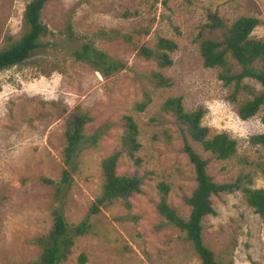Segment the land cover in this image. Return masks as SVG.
<instances>
[{
    "label": "rangeland",
    "instance_id": "obj_1",
    "mask_svg": "<svg viewBox=\"0 0 264 264\" xmlns=\"http://www.w3.org/2000/svg\"><path fill=\"white\" fill-rule=\"evenodd\" d=\"M28 1L0 0V50L22 36ZM43 7L42 21L51 29L41 37L43 45L23 63L0 69V264H28L40 257L35 240L52 229L57 200L56 183L43 178L61 179L67 119L74 110L93 118L85 127L88 134L105 121L115 125L96 147L79 155L62 207L69 224L79 223L100 195L101 162L120 145L125 114L138 123L136 155L142 160L136 164L125 154L117 171L148 174L142 190L129 197L130 206L119 198L91 216L90 230L75 239L60 264H202L185 233L157 211L160 184L166 183L168 202L187 217L191 208L184 197L196 185L174 116L163 104L182 96L186 111L205 108L202 122L209 135L226 132L237 141L235 155L224 160L194 143L210 157L215 181L240 178L243 185L264 187V145L250 141L264 131V104L247 120L238 113L240 103L260 92L262 84L245 78L247 88L234 100V86L219 79L220 68L204 64L200 50L202 38L221 37L220 30L205 25L209 11L228 25L256 15L261 22L251 36L264 37V0H47ZM160 37L178 44L170 52V66L139 52L142 44L157 48ZM85 42L123 60L125 67L110 77L101 75L74 55ZM153 72L170 78L171 85L156 87ZM147 94L151 103L138 109ZM212 200L215 214L203 218V235L217 260L264 264V215L255 212L241 189Z\"/></svg>",
    "mask_w": 264,
    "mask_h": 264
},
{
    "label": "trees",
    "instance_id": "obj_2",
    "mask_svg": "<svg viewBox=\"0 0 264 264\" xmlns=\"http://www.w3.org/2000/svg\"><path fill=\"white\" fill-rule=\"evenodd\" d=\"M47 0H29L25 4L23 12V34L0 50V69L12 67L26 61L32 53L41 47V37L51 32L48 25L42 21L43 6ZM209 21L205 24L211 30H220L221 37H204L200 41V50L204 64L210 67L220 68L217 76L226 85H233L232 98L236 100L245 78L257 79L262 84V90L255 93L253 98L240 103L239 116L247 120L260 110L264 104V37H252L254 28L261 22V18L254 16H240L230 25L218 15L216 11H209ZM71 31V23H69ZM12 40V37L9 36ZM175 40L160 37L157 48H151L146 44L139 46V52L157 61L159 66L166 67L173 64L170 52L177 48ZM75 57L91 65L95 71L105 77H110L126 63L113 58L106 52L96 48L89 42L83 43L73 50ZM235 60V63H232ZM239 66L240 70H235ZM151 81L156 87H168L170 78L159 72H153ZM151 103V97L147 94L137 103L140 110H144ZM165 111L172 113L182 138V152L188 156L194 167L196 185L191 194L184 197L186 204L190 205L189 215L183 217L177 213V209L168 202L169 186L160 184L161 197L157 204V211L166 220L180 228L185 233V238L190 240L195 251L201 258L202 264H234L223 263L217 260L215 252L204 241L203 218L208 214H215L213 195L222 192H233L241 189L246 201L255 212L264 215V187H251L241 183V179L231 182H217L208 170L210 157L204 156L194 143L201 144L203 149L210 151L216 159H229L237 152V141L226 132L209 135V127L202 122L205 114L204 107L194 110H185L182 96H172L163 104ZM93 118L86 112L74 110L67 119L65 130L66 145L64 148V163L60 181L43 178L47 183H56L57 200L52 208L54 224L50 232L38 237L35 242L41 246V254L38 260L28 264H60L71 252L75 239L85 235L91 228L90 218L98 213L101 208L113 203L116 199L123 198L126 205L130 206L129 197L142 190V184L147 178V172L135 170L131 173H119L117 171L119 160L123 155H129L136 164H140L141 157L136 151L141 147L138 141L139 126L132 114H125L122 120V136L120 145L101 162L103 173V186L100 195L86 212V216L77 224H69L63 213V204L67 199L68 190L73 181V172L79 168V155L87 148L96 147L97 143L115 125L113 121H105L91 133L85 132L86 125ZM252 144L264 145V131L251 136ZM249 182L251 179L249 178ZM85 260V255H82Z\"/></svg>",
    "mask_w": 264,
    "mask_h": 264
}]
</instances>
